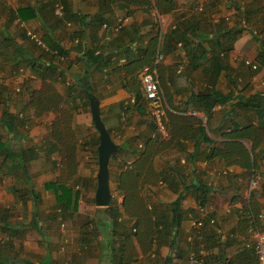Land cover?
<instances>
[{"label":"crops","instance_id":"crops-1","mask_svg":"<svg viewBox=\"0 0 264 264\" xmlns=\"http://www.w3.org/2000/svg\"><path fill=\"white\" fill-rule=\"evenodd\" d=\"M52 1L0 0V43L3 35L8 36L25 58L34 56L47 63L51 59L49 44L55 42L70 62L65 76L53 72L42 80L25 59L10 64L0 57V118L5 109L14 118L21 139H13L1 124L0 135L12 150L23 151L27 179L19 173L0 174V230L7 234L0 241V264H256L246 222L254 217L258 228H264V67L252 73L242 61H253L264 50V0H258L256 6L247 0L246 7L236 5V1L244 3L242 0H174L175 8L162 15L136 0H66L68 13L81 18L69 22L63 19L64 12L55 16V5H63L58 1L50 9ZM150 1L153 4L154 0ZM26 8L35 10L34 18L27 15ZM18 10H23L24 20ZM82 18L86 25L81 29ZM245 21L260 34L249 36L242 26ZM173 30L177 38L170 33ZM233 30L237 34L232 49L223 52ZM28 33L36 35L46 49L37 46ZM154 39L153 59L141 68L139 78L146 67L152 68L168 107L164 117L168 131L159 134L163 142L152 163L163 180L153 186L145 184L141 190L153 216H140L136 222L122 208L124 195L117 191V175L132 168L136 160L132 151L136 146L140 149L144 137L152 134L146 123L139 122V116L124 113L133 99L122 88L121 76L111 72L126 62L132 63L129 69L138 67L136 60L152 49L150 41ZM79 40H83L81 46ZM84 46L95 48L104 57L89 78L79 61ZM158 53L162 59L156 64ZM213 55L218 61L212 60ZM77 79L83 80L88 91L92 89L86 96L88 103L92 95L99 100L101 120L119 146L117 157L109 160L111 201L104 208L92 203L99 134ZM43 81L58 94L56 112L52 108L36 112L28 107V90L42 89ZM210 92L228 99L214 104L206 115L204 100L198 98H208ZM258 95L257 106L240 103ZM63 112L72 115L68 132L77 161L69 183L77 196L73 214L60 212L56 193L49 187L59 176L61 147L51 137L52 123L62 119ZM180 118L191 128L178 125L173 130ZM249 125L255 129L245 131L246 138H227L234 126L242 130ZM199 126L215 146L237 141L248 153L255 146L254 168L226 166L219 158L207 161L210 145L200 142L204 134L198 132ZM65 127L62 124L60 131ZM0 166L5 170L11 164L0 156ZM197 185L208 190L204 204L199 202ZM26 190L29 194L23 200L20 195ZM30 192L37 195L36 204ZM179 195L183 197L180 219L172 229V204Z\"/></svg>","mask_w":264,"mask_h":264},{"label":"trees","instance_id":"trees-1","mask_svg":"<svg viewBox=\"0 0 264 264\" xmlns=\"http://www.w3.org/2000/svg\"><path fill=\"white\" fill-rule=\"evenodd\" d=\"M61 3L63 5L62 10L64 12V17L66 21L70 20H79L81 18H77L76 16L71 15L68 13V3L66 0H55L52 1L49 4V8H53V4L56 2ZM109 1V0H107ZM135 1V0H134ZM138 3H144L147 5L149 10H155L158 15L167 14L171 12L175 8L174 0H154L153 4L150 0H136ZM148 10V11H149ZM23 10H18V16L20 20H24V16L22 14ZM27 15H29L31 18L35 17V10L33 8H26L24 10ZM29 17V18H30ZM93 22H96L97 19L92 18ZM84 18L80 20L81 29L85 28V25L83 23ZM91 23V22H90ZM94 25V24H93ZM91 25V27H93ZM157 27L156 23L153 25V28L155 29ZM153 29V30H154ZM82 31V30H81ZM235 30H233L234 32ZM232 32L231 30L228 31V33ZM82 33V32H80ZM175 37L176 32L173 30L170 32ZM237 32H234V36L230 37L228 39V45L225 44V46L222 48L223 52H228L232 49V44L235 41V36ZM179 38V37H178ZM230 42V43H229ZM83 43V40H79L78 45L81 46ZM152 44V49L149 48L147 52L144 51L143 57L140 61L136 60V63H139L138 67H133L129 69L131 62H126L125 65L116 66L112 70L111 73H114L118 76H121L122 81V88L124 91H126L133 99L130 106H128L126 109H124V113H135L137 116L140 117L139 122L140 123H146L148 129L150 130L151 134L148 137H144V140L142 141V146L139 149L136 146V150L132 151L134 156H136L135 163L133 164L132 168L128 171H121L117 175L118 185H117V191L124 195V200L122 202V208L124 209L127 216L130 218L136 219V222L138 221L140 216L148 217L149 219L153 216L152 210L147 209L145 197L144 195H141V190L143 191L144 185L151 183V186L155 185L158 181L163 180V175L156 172L152 168V163L154 157L159 153L160 151V145H162L163 139L159 136L157 133V126L154 121V119L151 117L150 112L147 108V104L144 101L143 93L141 90V81L139 78L140 70L144 65H150L153 55L155 53V46H156V39L150 41ZM1 46V52L0 57L1 60L4 62H8L10 64H16L17 61H21V59L26 60V64L29 66L31 71L35 75L42 76V80H45L44 75L50 76L53 75L52 73H58V76H65L66 72L68 71L70 67V62L68 61V57L66 56L64 50L60 48L58 45L55 44V42L49 44V53L51 54V59L47 63H40V58H36L34 56H29L25 58L26 56L23 55L22 49L14 43L13 40H10L8 36L3 35V40L0 43ZM11 48V51H10ZM10 51V52H9ZM83 55L79 58L80 63H82V67L84 68L85 76L89 78V75L91 71L95 69V65L100 64L104 57L100 55V52H95V48L88 49L86 46L83 48ZM192 60L194 57L190 56ZM190 58V59H191ZM62 59V60H61ZM213 61H218V57L213 55L212 57ZM251 65L248 66V68L252 69L251 66L255 65L256 68L252 69V73L258 72L261 68L264 67V50L262 52L258 53L255 59L250 62ZM94 65V66H93ZM124 73V74H123ZM86 79V78H84ZM81 85V92L83 93L84 100L87 104L88 100L86 99V96L90 92L84 87L83 80L77 79ZM88 80V79H86ZM42 89H33L28 90V95L30 98V101L28 102V107L32 108L37 112V110L44 111L46 109L52 108L54 112L58 110V94L55 91V89L52 87L51 84H46L43 81V84L41 86ZM260 95L258 96H252L246 100H241L240 103H243L244 105L247 104L249 106L251 105H258L260 101ZM199 100H204L203 106L205 108V114H209V110L212 108L214 104H222L224 101L228 99L227 96H223L218 92H210V97L208 98H198ZM243 101V102H242ZM51 104L50 106H48ZM261 107V106H260ZM262 112L264 113V105L262 106ZM62 119L56 118V120L52 123L53 125V132L51 134L52 139H55L59 144H61V147L58 150V171L59 176L57 181L50 184L49 187H51L54 192L56 193V201H57V208L60 210L61 213L64 214H73L77 211V196L73 194L71 187L69 186L70 182L72 181L73 176L76 173L77 169V161H76V152L75 147L72 142V137L69 135L68 132V125L71 121L72 115L68 112L62 113ZM193 118H191L192 120ZM195 121V120H194ZM14 118L9 116L7 111L5 109L2 110L1 118H0V124L3 125L7 131L12 133L13 139H17L20 141L21 137L17 136V130L16 123L14 124ZM22 123V121H19V123ZM196 124H200L198 120L195 121ZM178 124H175L173 126V130L178 129L179 127H183L186 129L191 128L189 125L185 123L183 118H180L177 121ZM66 126L64 129L60 131L61 125ZM179 125V127H178ZM166 127V126H165ZM179 130H184V129ZM252 129H255L254 126L249 125L244 129H238L236 126H234L231 129V134L227 135L228 139H244L246 138L245 134L247 131H250ZM63 130L65 133H63ZM167 130V128H166ZM198 132L204 134L202 137V141L200 142H207L210 147L208 149V152L205 155V159L212 160L215 158H219L221 161L225 163L226 166L239 164L243 167H246L248 170H252L256 164V154L254 152V147H252L251 152L248 153L247 150L241 145V143L237 141H230L228 143H224L221 146H215L211 143V141L207 138L205 135V128L199 126ZM168 131V130H167ZM246 131V132H245ZM172 133V131H170ZM248 133V132H247ZM174 139V138H173ZM171 140V142L173 141ZM170 142V143H171ZM99 144L98 138L95 141V146L97 147ZM119 153V152H118ZM118 153H115L111 156V159H115L118 155ZM97 155V153H96ZM0 156L4 157L5 162L10 163L11 167L7 169H2L0 166V174H8L10 172L12 173H19L20 176L27 181L26 179V173H25V163L23 161V151L18 150L17 148L15 150H12L8 144L3 142V138L0 136ZM193 157L190 156L191 161ZM236 158V159H233ZM233 159V160H232ZM142 181V184L138 185V182ZM182 186H185L182 184ZM192 187V186H190ZM196 189L201 193L198 196L199 202L201 204H204L206 197L205 193L208 191L205 186L197 185L194 186ZM190 189V188H187ZM29 194L26 191L23 192L22 195H20L21 199L24 200V196ZM30 194L33 196V203L36 204L37 202V195L33 192H30ZM183 197L182 195H179L175 202L172 204L173 210L171 212V228L174 229L175 227H178L179 223V207L180 203L182 201ZM94 202V199L92 200V203ZM35 210V209H34ZM157 221V220H156ZM154 221V222H156ZM257 220L253 218H250L246 223L248 228L255 229L258 227V224L256 222ZM153 222V223H154ZM35 227H38L36 224ZM42 235V232H41ZM1 255H0V262H1Z\"/></svg>","mask_w":264,"mask_h":264},{"label":"built area","instance_id":"built-area-1","mask_svg":"<svg viewBox=\"0 0 264 264\" xmlns=\"http://www.w3.org/2000/svg\"><path fill=\"white\" fill-rule=\"evenodd\" d=\"M55 16H62L63 10L60 4L55 5L54 9ZM29 38L39 47L46 49V45L34 34L28 33ZM162 59L161 54H157L155 63L157 64ZM62 60V59H61ZM248 66L251 65L249 61H245ZM252 69L256 66L252 65ZM142 93L144 101L147 104V108L150 112L151 117L154 119L157 126V133L161 135H166L167 130L164 124V117L167 112V104L162 95L159 87V83L153 73L152 68L146 67L140 75ZM251 185H255V180H251ZM252 237V249L255 255L256 264H264V228L251 229ZM196 264H203L201 261L196 262Z\"/></svg>","mask_w":264,"mask_h":264},{"label":"water","instance_id":"water-1","mask_svg":"<svg viewBox=\"0 0 264 264\" xmlns=\"http://www.w3.org/2000/svg\"><path fill=\"white\" fill-rule=\"evenodd\" d=\"M90 114L94 128L99 134L97 147V188L94 195V203L98 208L107 207L111 201L109 188V160L119 150V146L111 139L104 123L101 120L99 100L95 96H89Z\"/></svg>","mask_w":264,"mask_h":264},{"label":"rangeland","instance_id":"rangeland-1","mask_svg":"<svg viewBox=\"0 0 264 264\" xmlns=\"http://www.w3.org/2000/svg\"><path fill=\"white\" fill-rule=\"evenodd\" d=\"M244 3H242L241 1H236V5H239V6H247V0H242ZM258 2V0H250V5H252V6H256V3ZM243 26V29H244V31H246L247 33H248V35L249 36H253L254 34V32L255 33H257L258 35L260 34L257 30H255V27H253L251 24H247V21H245V23H244V25H242ZM245 61H249V62H252V60H250V59H246V60H243L242 61V63H243V65L245 66V67H247V65L245 64ZM248 68V67H247ZM249 70H251L252 71V69H250L249 68ZM8 78H10V77H8ZM1 136V135H0ZM2 137V136H1ZM4 137H7V135H5ZM3 138V137H2ZM13 215L15 216V213H13ZM14 221V220H13ZM12 221V222H13ZM11 222V223H12ZM11 226H9V225H7V229L8 230H11ZM32 233H33V231H32ZM7 234H4L1 230H0V241L3 239V237L4 236H6ZM37 237V236H36Z\"/></svg>","mask_w":264,"mask_h":264}]
</instances>
